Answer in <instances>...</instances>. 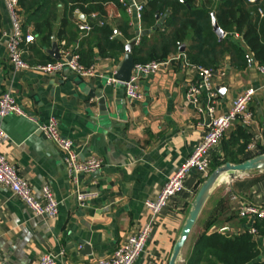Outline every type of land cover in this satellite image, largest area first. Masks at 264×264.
<instances>
[{
  "label": "crops",
  "instance_id": "0c3cea01",
  "mask_svg": "<svg viewBox=\"0 0 264 264\" xmlns=\"http://www.w3.org/2000/svg\"><path fill=\"white\" fill-rule=\"evenodd\" d=\"M0 11V93L8 90L32 117L8 114L0 118L5 133L0 152L36 196L43 185H48L58 201L55 217L35 216L19 197L0 184V261L39 264L41 254L51 252L56 256V264H95L97 259L109 257L146 223L149 211L144 202L157 197L203 136L205 117L186 98L188 84L198 81L199 75L182 58L171 59L158 71L140 76L141 97L132 101L126 98L122 84L106 82L102 94L108 115H99L96 99L90 98L84 87L95 88L110 77L125 52L118 54L117 59L97 57L93 64L97 75L90 78L66 70L52 75L32 70L13 71L7 61L6 40L1 35L3 29H9L2 0ZM118 15L111 9L108 19ZM133 28H137L135 24ZM51 43L40 42L35 36L32 43L23 44L24 60L29 64L44 63L50 57ZM246 59V64L236 66L225 54L217 68L212 69L217 114L225 113L244 89L252 87L256 92L250 103L255 121L250 126L234 123L212 149L210 165L223 157L224 146L234 138L235 143L227 146L237 159L260 154L264 134L263 77L253 54L247 50ZM201 103L206 104L205 93ZM50 117L57 119L61 134L73 140L80 158L95 155L103 160L98 171L80 174L77 185L67 175L62 152L37 129L38 123ZM242 132L247 135L248 143L239 151ZM252 142L256 147L249 149ZM200 180L199 174L191 171L183 190L168 198L155 216L144 250L134 264H168ZM76 189L97 191L98 195L81 206L76 200ZM240 203L264 206V169L238 173L214 188L177 264L186 263L202 224L213 213H220L222 221L212 225L209 231L224 226L231 233L254 228V218L242 219L238 215ZM200 221L199 231L190 243ZM254 239L260 259H264V234H254Z\"/></svg>",
  "mask_w": 264,
  "mask_h": 264
},
{
  "label": "trees",
  "instance_id": "16d2710c",
  "mask_svg": "<svg viewBox=\"0 0 264 264\" xmlns=\"http://www.w3.org/2000/svg\"><path fill=\"white\" fill-rule=\"evenodd\" d=\"M142 1L140 28L147 33L139 36L132 48L134 63L167 59L177 55L180 44H184L185 58L192 64L216 69L222 56L228 54L233 65L242 66L247 62V50L258 65L264 66V18L257 12L258 7L264 9V0L258 4L245 0ZM18 3L24 31L30 28L34 37L46 44H50L54 35L59 48L76 45L74 51L86 67L92 66L97 57L117 59L118 54L124 52L126 42L135 38L137 28H133L131 18L119 0H18ZM75 8L84 14H97L103 24L93 23L92 30L82 35L75 22ZM111 9L117 11L118 17L108 19ZM212 14L225 33L222 39L213 32ZM161 17L164 20L157 26ZM46 60L53 59L48 57ZM240 135L243 142L237 148L242 151L248 137L244 132ZM234 141L230 140L231 145ZM230 142L224 146L223 157L212 162L210 172L225 162L243 161L228 149ZM259 150L264 153V134ZM221 221L220 213L216 212L202 224L185 264H264L253 233L248 230L239 233L209 231L212 225ZM252 225L256 234H264V220L254 219Z\"/></svg>",
  "mask_w": 264,
  "mask_h": 264
},
{
  "label": "built area",
  "instance_id": "2783aa9c",
  "mask_svg": "<svg viewBox=\"0 0 264 264\" xmlns=\"http://www.w3.org/2000/svg\"><path fill=\"white\" fill-rule=\"evenodd\" d=\"M245 1L258 4L263 0ZM119 2L130 16L131 24H135L137 30H140L141 12L144 2L142 0H119ZM2 3L9 19V29H3L1 35L6 40L7 61L13 71L32 70L45 75H52L67 70L81 78H90L97 75L93 65L86 67L80 63L78 54L70 46L59 48L60 56L58 59L36 64L26 62L22 56L23 44L32 43L34 35L31 30L24 31L23 29V18L20 13L18 0H2ZM257 12L261 18H264V9L262 7H258ZM73 14L77 28L82 35H87L92 30L94 20L98 25H102L104 22L97 14L93 12L84 14L79 8L74 9ZM235 37H238V34L235 33ZM138 39L139 37H136V42H138ZM180 58L184 60L186 65L193 67L199 75L198 81L188 84L186 98L196 108L197 112L205 117L204 134L191 154L175 169L165 182L157 197L144 202L145 208L149 211V218L146 223L136 233L130 234L118 245L109 257L97 259L95 264H134L144 250L153 229L155 216L166 204L168 198L183 190L184 181L188 174L191 171H195L204 180L210 173L211 151L222 139L224 133L236 122L244 126H250L255 121V115L250 108V103L256 89L252 87L244 89L235 96L225 113L217 114L215 107L217 91L213 83V70L187 62L184 53H178L164 60L134 63L130 77L126 82L120 83L113 79L112 75L110 77L107 76L106 80L108 83L117 82L122 84L128 100L139 99L141 97L138 84L140 76L150 75L158 71L162 65L167 64L171 59ZM257 70L263 77L262 87L264 88V66L257 64ZM204 93L206 104L201 103V97ZM8 114H16L32 119L19 106L13 95L8 90H5L0 93V118ZM37 129L62 152V159L67 175L75 185L78 184V176L80 174H90L102 167L103 160L98 156L89 155L86 158H80L79 153L74 148L73 140L61 134L56 118L50 117L47 121L38 123ZM4 136L5 133L0 127V142ZM255 147V142L250 143L248 146L249 149H254ZM0 184L19 197L35 216L53 218L57 215L58 201L50 187L43 185L39 195L36 196L25 178L18 173L15 166L1 152ZM97 195V191L75 190L76 200L81 206ZM233 198L235 199V197ZM238 215L240 217L264 220V206L240 203L238 205ZM227 229L228 227L224 226L217 230L225 232ZM249 232L256 234L255 228L250 229ZM55 258L56 256L51 252H44L39 258V264H56ZM0 264L3 263L0 261Z\"/></svg>",
  "mask_w": 264,
  "mask_h": 264
},
{
  "label": "water",
  "instance_id": "95a60500",
  "mask_svg": "<svg viewBox=\"0 0 264 264\" xmlns=\"http://www.w3.org/2000/svg\"><path fill=\"white\" fill-rule=\"evenodd\" d=\"M164 17L158 18L157 26H160L163 22ZM212 29L216 34L218 39H222L225 35L224 31L218 26L214 14H212ZM147 33L144 30H136L135 38L130 40L125 44V53L121 61L118 63V66L114 73L112 74V78L117 80L118 82H126L128 81L131 70L134 64L132 57V48L137 43L136 37H139L143 34ZM52 43L51 47L48 50V54L52 59H58L60 56L59 46L56 42L54 36L51 37ZM185 50V45L180 44L178 51L183 53ZM67 71V70H66ZM107 78V77H106ZM103 79L100 83L97 84L95 88L88 89V87H84L88 96L90 98L96 99V105L99 115H108L106 100L102 94V86L107 82V80ZM218 90L220 88H217ZM39 131V130H38ZM264 169V153L257 154L253 157L245 159L239 163H231L225 162L217 166L213 169L209 175L202 181L200 184L186 216V219L180 229L178 238L174 242L171 255L168 260V264H177V261L180 259L181 251L185 244L187 243L189 236L206 204L208 198L213 192L214 188L221 182L220 178L222 176H226L227 179H232L238 173H245L252 170H263ZM86 251H89V248L86 246Z\"/></svg>",
  "mask_w": 264,
  "mask_h": 264
},
{
  "label": "rangeland",
  "instance_id": "374dc122",
  "mask_svg": "<svg viewBox=\"0 0 264 264\" xmlns=\"http://www.w3.org/2000/svg\"><path fill=\"white\" fill-rule=\"evenodd\" d=\"M204 216V215H203ZM204 218V217H203ZM203 218H202V220H203ZM201 222L202 221H200L199 223H197V225H196V228L194 229V231H193V233H192V237H191V239H190V243L193 241V239H194V237L196 236V234H197V232L199 231V228H200V226H201Z\"/></svg>",
  "mask_w": 264,
  "mask_h": 264
},
{
  "label": "bare ground",
  "instance_id": "6f19581e",
  "mask_svg": "<svg viewBox=\"0 0 264 264\" xmlns=\"http://www.w3.org/2000/svg\"><path fill=\"white\" fill-rule=\"evenodd\" d=\"M226 179H227L226 176H222V177L220 178V181H222V180H226Z\"/></svg>",
  "mask_w": 264,
  "mask_h": 264
}]
</instances>
